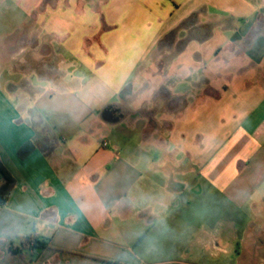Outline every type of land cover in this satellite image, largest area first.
Returning <instances> with one entry per match:
<instances>
[{"label": "crops", "instance_id": "crops-1", "mask_svg": "<svg viewBox=\"0 0 264 264\" xmlns=\"http://www.w3.org/2000/svg\"><path fill=\"white\" fill-rule=\"evenodd\" d=\"M0 162V264H264V0H0Z\"/></svg>", "mask_w": 264, "mask_h": 264}, {"label": "trees", "instance_id": "trees-1", "mask_svg": "<svg viewBox=\"0 0 264 264\" xmlns=\"http://www.w3.org/2000/svg\"><path fill=\"white\" fill-rule=\"evenodd\" d=\"M22 157L25 156V151H21ZM3 183L0 189V207L7 205L9 194L15 185V179L9 171L0 162V184ZM23 245L27 247L30 245L34 249H45L48 246L46 240H39L35 238L27 239Z\"/></svg>", "mask_w": 264, "mask_h": 264}]
</instances>
